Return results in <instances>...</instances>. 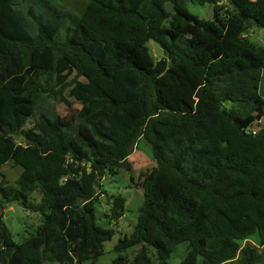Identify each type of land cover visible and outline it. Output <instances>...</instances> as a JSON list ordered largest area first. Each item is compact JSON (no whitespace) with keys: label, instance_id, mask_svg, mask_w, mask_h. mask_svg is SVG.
Wrapping results in <instances>:
<instances>
[{"label":"trees","instance_id":"obj_1","mask_svg":"<svg viewBox=\"0 0 264 264\" xmlns=\"http://www.w3.org/2000/svg\"><path fill=\"white\" fill-rule=\"evenodd\" d=\"M186 1L89 0L74 18L51 0H0V177L9 162L23 167L0 181V264L103 255L118 230L98 223L102 180L130 167L141 137L157 166L112 264H169L181 243V264L261 263L264 44L249 31L264 37V0H197L215 3L212 20ZM68 96L81 104L74 120L46 102ZM14 201L42 215L21 242L3 220ZM125 204L110 197L112 220Z\"/></svg>","mask_w":264,"mask_h":264},{"label":"rangeland","instance_id":"obj_2","mask_svg":"<svg viewBox=\"0 0 264 264\" xmlns=\"http://www.w3.org/2000/svg\"><path fill=\"white\" fill-rule=\"evenodd\" d=\"M51 2L67 9L72 17L78 18L89 0H51ZM186 4L188 9L199 17L206 18L208 15L210 4L201 5L197 0H187ZM166 7L171 8V5L168 3ZM71 16V20L68 19L65 25H68L73 21ZM249 34L253 41L264 44V37L261 36V32L258 29H250ZM149 45L152 54L156 58L163 56V51L157 45H152L151 43ZM261 93L264 96V79L261 83ZM68 99L70 104L56 102L53 99H46V102L50 106H54L57 112L62 114L66 119L74 120L77 112L81 108V104L72 97L68 96ZM29 124V126H31V123ZM259 125L264 127V118ZM129 161V168L124 167L114 174L107 173L105 175L102 180L103 186L100 192L101 194L99 195L97 212L98 223L104 227H115L117 228L118 233L112 240L105 243L103 255H101L96 261L89 260L82 264H112L113 260L117 258L119 254L115 250V245L118 242L119 236H130L134 230L139 217L140 208L145 200L144 187L141 182L144 180L145 173L157 166V162L153 156L152 146L145 138L141 137L138 140L132 154L129 156ZM22 171V166L9 162L1 168L2 176L0 177V181L6 182L7 185H12ZM119 196L126 198V204L122 217L116 222L110 217L109 200L110 197ZM30 200L32 203L39 201L40 193H34ZM19 203L20 202L18 201L8 203L2 211L3 220L17 242H21L25 238L34 235L37 226L42 223V215L39 212L26 208ZM251 241L256 244L259 243L257 236L252 237ZM246 243L247 241H244L243 244L245 245ZM139 247L140 246H136L124 252V254L128 256L130 263ZM261 250L263 252V259L259 264H264V247L261 248ZM186 252L187 243L179 244L176 251L172 254L169 264H181ZM227 264H238V260Z\"/></svg>","mask_w":264,"mask_h":264},{"label":"water","instance_id":"obj_3","mask_svg":"<svg viewBox=\"0 0 264 264\" xmlns=\"http://www.w3.org/2000/svg\"><path fill=\"white\" fill-rule=\"evenodd\" d=\"M214 8H215V3H211L210 4V9H209L208 15L206 16V19L207 20L214 19V17H215V10H214ZM261 34H262V31H261ZM154 45H157L156 40H154Z\"/></svg>","mask_w":264,"mask_h":264},{"label":"built area","instance_id":"obj_4","mask_svg":"<svg viewBox=\"0 0 264 264\" xmlns=\"http://www.w3.org/2000/svg\"><path fill=\"white\" fill-rule=\"evenodd\" d=\"M257 130H258V128H254V130H252V129H249L248 131H249V132H251V131H252L253 133H256V132H257Z\"/></svg>","mask_w":264,"mask_h":264}]
</instances>
